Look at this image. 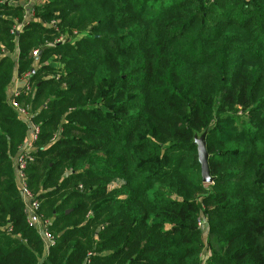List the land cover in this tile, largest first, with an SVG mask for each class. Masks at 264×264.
<instances>
[{"label":"trees","instance_id":"trees-1","mask_svg":"<svg viewBox=\"0 0 264 264\" xmlns=\"http://www.w3.org/2000/svg\"><path fill=\"white\" fill-rule=\"evenodd\" d=\"M24 11L0 0V264H264V0H46L17 30ZM26 73L47 255L13 170Z\"/></svg>","mask_w":264,"mask_h":264},{"label":"built area","instance_id":"built-area-1","mask_svg":"<svg viewBox=\"0 0 264 264\" xmlns=\"http://www.w3.org/2000/svg\"><path fill=\"white\" fill-rule=\"evenodd\" d=\"M32 56L37 58L39 56V52L37 50L33 51ZM28 78L29 73L24 74L21 78H15L16 81H12V83L15 82L14 87L8 89L7 91L9 107L16 113L18 120L25 124L27 128L25 142L19 149L20 151L13 158V170L17 189L23 202L26 222L29 227L35 230L37 235L42 240L44 246L43 255H47L49 248L53 245V238L47 230V227L50 225V220L41 218L39 215L40 204L26 187L27 164L32 161V154L36 150L35 143L39 136L38 126L32 122L31 116H27L26 108L18 101V97L20 96V91L22 89L27 92L30 90ZM18 81H20L19 86ZM205 225V218H200L197 222L198 228L202 230Z\"/></svg>","mask_w":264,"mask_h":264},{"label":"rangeland","instance_id":"rangeland-1","mask_svg":"<svg viewBox=\"0 0 264 264\" xmlns=\"http://www.w3.org/2000/svg\"><path fill=\"white\" fill-rule=\"evenodd\" d=\"M45 1L46 0H27V1L15 0V2H17L18 4H21L24 7V10H25L24 14L22 16V20L14 25L15 29L18 30L21 27L23 22H27V21H30V20L34 19L35 18L34 15L36 14L37 6H39L40 4H43ZM35 20H37V19H35ZM60 40H63V38H61ZM14 80H15V78H14ZM14 83H11V85L8 87V89L14 87ZM19 85H20V81H18V86ZM8 89H7V91H8ZM22 105H23V107L26 108V114H27V116L28 115L31 116V119L33 118L34 115H36L40 111V108H41L40 103L36 104V106H33V107L29 106V105H26V103H23ZM32 122H33V120H32ZM26 134H27V131H26ZM57 134H58V132H57ZM202 218H204V217H202ZM201 233H202L203 242L206 245V238H207V226L206 225L202 228ZM205 259H206V252H205V250H203V252H202V260H205Z\"/></svg>","mask_w":264,"mask_h":264},{"label":"water","instance_id":"water-1","mask_svg":"<svg viewBox=\"0 0 264 264\" xmlns=\"http://www.w3.org/2000/svg\"><path fill=\"white\" fill-rule=\"evenodd\" d=\"M41 53L42 50L39 51V56L41 55ZM205 135L206 134L204 132L199 137H194L193 144L196 148L197 162L200 168L201 181L203 184H211L213 182V178L210 176L208 167V152L206 149Z\"/></svg>","mask_w":264,"mask_h":264}]
</instances>
